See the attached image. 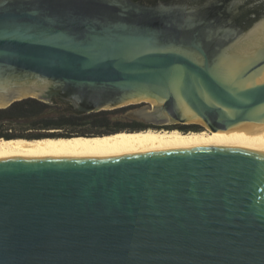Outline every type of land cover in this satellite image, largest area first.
Segmentation results:
<instances>
[{
	"label": "water",
	"instance_id": "obj_1",
	"mask_svg": "<svg viewBox=\"0 0 264 264\" xmlns=\"http://www.w3.org/2000/svg\"><path fill=\"white\" fill-rule=\"evenodd\" d=\"M55 96L225 131L0 149V264H264V0H0V108Z\"/></svg>",
	"mask_w": 264,
	"mask_h": 264
},
{
	"label": "trees",
	"instance_id": "obj_2",
	"mask_svg": "<svg viewBox=\"0 0 264 264\" xmlns=\"http://www.w3.org/2000/svg\"><path fill=\"white\" fill-rule=\"evenodd\" d=\"M113 113L81 111L60 96L49 102L29 97L0 108V138H67L139 130L113 121Z\"/></svg>",
	"mask_w": 264,
	"mask_h": 264
},
{
	"label": "bare ground",
	"instance_id": "obj_3",
	"mask_svg": "<svg viewBox=\"0 0 264 264\" xmlns=\"http://www.w3.org/2000/svg\"><path fill=\"white\" fill-rule=\"evenodd\" d=\"M239 134L240 143L243 144L240 125L236 127ZM219 131H190L182 132L179 130H153L148 129L140 132L120 131L108 135L98 136H74V137H56V138H0V149H20L30 153H49L61 154L77 157H97V158H132L143 156L162 155L153 151H139L118 146H97L90 140L95 138L116 139L138 133L154 134L161 136H176V135H204L218 133Z\"/></svg>",
	"mask_w": 264,
	"mask_h": 264
},
{
	"label": "flooded vegetation",
	"instance_id": "obj_4",
	"mask_svg": "<svg viewBox=\"0 0 264 264\" xmlns=\"http://www.w3.org/2000/svg\"><path fill=\"white\" fill-rule=\"evenodd\" d=\"M146 4H154L158 1H170V0H135ZM250 19V17H249ZM140 107L137 112L138 120L130 121L126 124V127H136V129H153V130H179L183 132L187 131H204L203 126L199 124H184V123H174V122H162L159 119L150 116V113L154 110V106L151 102L142 101L137 103H132L129 105H124L120 108L123 110L132 109ZM118 109V108H117Z\"/></svg>",
	"mask_w": 264,
	"mask_h": 264
},
{
	"label": "rangeland",
	"instance_id": "obj_5",
	"mask_svg": "<svg viewBox=\"0 0 264 264\" xmlns=\"http://www.w3.org/2000/svg\"><path fill=\"white\" fill-rule=\"evenodd\" d=\"M138 108H140V107L127 109V110H123L122 108L113 109L112 110L114 112L112 114L113 121L128 123L130 121L138 120V118L129 117V116L124 115L125 113L130 112V111L135 110V109H138ZM202 130L210 131L209 129H206V128H203Z\"/></svg>",
	"mask_w": 264,
	"mask_h": 264
}]
</instances>
